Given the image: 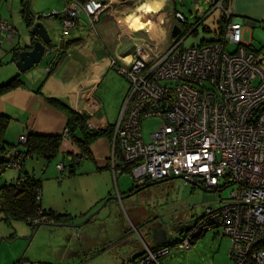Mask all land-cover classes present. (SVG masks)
Returning <instances> with one entry per match:
<instances>
[{"label":"built area","instance_id":"built-area-1","mask_svg":"<svg viewBox=\"0 0 264 264\" xmlns=\"http://www.w3.org/2000/svg\"><path fill=\"white\" fill-rule=\"evenodd\" d=\"M215 5L221 14L218 42L182 48L187 34L158 51L144 41L113 62L129 87L113 132L111 163L113 169L119 164L120 172L129 167L136 186L182 177L185 186L235 189L220 207L205 208L173 236L171 246L152 249L141 239V253L126 264H160L171 247L189 250L199 236L214 230L229 239L232 264H264V70L242 42L243 22L234 17L231 0ZM108 6L98 0H68L51 17L60 20L67 35L82 13L94 28ZM3 35L13 39L16 31L0 19ZM149 118L161 124L144 142L141 122ZM68 139L64 130L62 140ZM25 140V134L19 137L20 144ZM84 158L75 157V162ZM23 162V154L13 148L3 168L18 173ZM64 167L56 166L60 172ZM40 199L38 192L36 201Z\"/></svg>","mask_w":264,"mask_h":264},{"label":"rangeland","instance_id":"rangeland-1","mask_svg":"<svg viewBox=\"0 0 264 264\" xmlns=\"http://www.w3.org/2000/svg\"><path fill=\"white\" fill-rule=\"evenodd\" d=\"M126 1V6L123 7L132 9L136 0ZM167 1L166 7L153 13V20L158 17L160 19L168 18L170 21L169 33L166 32L169 36H167L168 44L166 42L164 44L166 46L162 49L169 46L170 32L174 25L180 27L181 34L178 37L182 38L189 34L188 32L183 36L182 33L189 29L190 25L194 26L196 22L202 21V24L197 27L196 33L185 38L182 48L197 46L203 40L209 41L214 38V32H218L220 28V10L214 8L215 3L219 0H198L197 3H194V0H175L174 3L173 0ZM52 2L53 0H31L30 9L35 15V22L42 23L47 29L52 44L58 45L61 40V27L56 18H46V16L51 13H59L62 9L59 7L60 9L42 11V8H49ZM19 3L20 0H14V4L18 7ZM227 4V1L224 2V5ZM110 6H112V2ZM39 14H42L43 18L38 20L36 16ZM175 14H180L183 17L185 25L177 21ZM18 15L14 14V18L16 19ZM147 18L144 15V20ZM6 20L14 26L20 38L28 36L22 20L19 24H15L10 18ZM151 21L145 24V28L137 25L132 30L138 32L133 33L131 37L150 40L149 35L160 42L161 33H159V37L154 36L153 33L154 30L158 31L159 21L156 26L155 23L152 25ZM165 23L159 26L167 28V22ZM141 29L151 30L147 35L144 30L139 32ZM89 30H93V28H89ZM164 31L162 29V34ZM259 40L263 42L264 38H259ZM245 42H249V45L258 51L256 62L264 70V49L261 51L264 44L257 43L256 35L252 37L250 33L244 31L243 43ZM134 47V41L124 42L120 53L130 52L126 54L130 55ZM233 50L234 46H230L229 51ZM48 60L47 56H43L37 66L45 67ZM113 74L117 77V83L128 90V82L116 70ZM160 124V120L156 118H149L141 122L144 142L149 141L150 135L158 130ZM57 162V159L52 161L51 170L46 172L48 179L44 182L41 193L42 206L68 213L70 221L66 224H58L59 226L41 225L31 231L28 224L7 221L5 215L0 212V264H16L18 261L40 264H126L125 261L140 252L141 239L151 247L150 234L152 231L149 230L148 225L163 223L166 226L177 222L186 225L192 223L202 216L205 208L220 207L235 189V185H231L218 191H211L198 185L185 186L182 179L171 178L163 182L155 181L159 183L129 195V191L136 184L129 174H117L111 183L107 179L104 180V176L99 179L84 176L79 180L82 190L75 193L68 183H64L60 172L57 175L54 174V172L58 173L57 170H54ZM11 173V171H3L0 177L3 174ZM155 182H148V184ZM95 192H102L104 199L95 209L87 213L84 211L86 201L94 198ZM168 245L171 246V243ZM229 248V239L224 237L220 231H208L199 236L189 250H176L171 247L169 255L160 259V264H230Z\"/></svg>","mask_w":264,"mask_h":264},{"label":"crops","instance_id":"crops-1","mask_svg":"<svg viewBox=\"0 0 264 264\" xmlns=\"http://www.w3.org/2000/svg\"><path fill=\"white\" fill-rule=\"evenodd\" d=\"M98 1L109 3V6L99 15L93 30H89L87 16L82 13L79 16V26L74 31L67 35L61 34L58 45H53L51 42L47 48L49 52L44 55L49 58L45 67L35 65L37 67L34 66L26 72H20L15 61H12L11 49L16 45L21 47V50H29L32 43L29 35L20 38L16 33L17 36H14L13 39H9L7 35L1 36L0 86L14 77H19L22 83L0 93V117H7L8 119L3 136L4 144L0 145V165L5 156L2 147H7V145L18 146V149L23 150L19 143L21 135L32 133L39 136H59L63 133L66 116L50 105L46 99L59 100L78 114L86 116L88 118L87 125L90 129L104 131L111 127L114 130L128 92L126 87L117 83V77L113 74L116 70L113 62H117L118 57L130 53H120L123 43L134 41L137 45L145 41L157 50L165 47L166 42L168 44L167 34L170 29V21L165 17V19L156 17L153 20V13L166 7L167 0H136L132 9L123 7L126 6V0ZM22 2L23 0H20L18 7L14 4V0H0V19L9 24L7 18H10L15 24H19L21 20L24 23L20 13ZM111 2L112 6H110ZM65 3V0H53L49 8H42V11L62 9ZM30 5L31 0H28L29 9ZM231 9L234 17L243 21V33L244 31L248 32L252 37L256 35L257 43L264 44V41L259 40V38H264V0H231ZM18 10L20 15H18ZM16 13L18 16L15 19L14 14ZM144 15L146 18L148 17L146 20H144ZM148 21L153 22L152 25L155 23V26L158 21L159 25H164L167 22V28H161L157 25L158 31L154 30L153 32L154 36L158 37L161 33L160 42L148 35L151 29H143L150 40L131 37L133 33L138 32L132 29L136 28L137 25L145 28ZM57 22L59 23L58 20ZM48 24L50 25L49 22ZM10 25L12 26V24ZM12 27L15 30L14 26ZM162 29L165 30V34H162ZM143 30L141 29L139 32ZM129 38L132 39L129 40ZM151 41L152 43H150ZM243 44L250 46L249 42ZM3 67L4 69H1ZM75 136L77 139L81 138L80 135ZM112 140L113 136L112 138L107 136L97 138L88 145L90 157L77 162L74 160V165H72L73 158L79 154L80 150L72 141H63L55 158L51 161L36 157L27 158L23 162V171L35 180L41 181V193L44 182L48 179L46 172L51 170V162H54L55 159L58 162L55 164L54 170H57L58 173L54 172V174H59L60 171L56 166L63 162L65 167L60 172V176L61 174L64 175V183H68L75 193L82 190L79 180L84 176L96 179L104 176V180L107 179L111 183L117 174H123L118 168H112ZM70 170L73 171V174H69ZM9 171L12 173L3 174L0 177V186L16 181L18 174L14 170H6V172ZM56 179L60 180L59 178ZM102 195H104L102 192H95L94 198L86 201L84 211L90 213L95 209L103 201ZM119 195L121 194L119 193ZM41 208L68 214L59 212L54 208H44L42 206V194ZM138 254L128 261L134 259ZM230 264H232L231 259Z\"/></svg>","mask_w":264,"mask_h":264},{"label":"trees","instance_id":"trees-1","mask_svg":"<svg viewBox=\"0 0 264 264\" xmlns=\"http://www.w3.org/2000/svg\"><path fill=\"white\" fill-rule=\"evenodd\" d=\"M79 1L84 2V0H79ZM174 2L175 0H173V3ZM20 13L24 19L25 27L30 37V40L33 41L34 36L31 33V28L33 26V22L35 21V15L30 11L28 7V0H23L22 9ZM55 17L57 16L55 15ZM36 18L39 20L43 18V16L42 14H39L36 16ZM46 18H51V14H49V16ZM56 19L59 21L61 27L60 20L58 18ZM183 24L185 25V23ZM200 24H202V21L196 22L194 26L190 25L189 29H186L185 32L183 31L182 33L183 36L186 35V33L188 32H189L188 36L195 34L197 27ZM220 25H221V20H220ZM219 32H220V28L218 32H214V38L212 40L209 41L203 40L197 46L218 42L220 35ZM246 48L248 51L253 52L255 55L258 52L251 45L247 46ZM20 50L21 47H18L16 45L11 49L12 61L17 60V55ZM21 83L22 82L20 81L19 77H14L6 84L0 86V93L10 90L20 85ZM46 101L66 116L65 130L67 131L69 139L80 150L79 154H77L76 157L82 155L86 159L89 158L90 156L88 151V145H90L97 138L102 136H107L109 138H112L114 130L111 129V127L107 128L104 131L90 129L89 126L87 125L88 118L86 116L78 114L77 112L73 111L71 108H69L67 105H65L59 100L50 98V99H46ZM7 124H8L7 117H0V145L4 144L3 136L5 134ZM75 135H80L81 138L77 139ZM61 142H62V134L59 136H39L32 133L26 134L25 142L21 143L23 150L18 149L17 148L18 146L16 147L11 145H7V147L1 148L3 153H5V156L1 161L0 175L3 171H6L3 168V166L6 162V155L11 149L16 148L19 153H22L24 161L27 158H33V157L42 158L45 159L46 161H51L53 158L56 157ZM74 158L72 161L73 162L72 165H74V160H75ZM115 160L117 162L120 161L117 150L115 152ZM118 165L119 164L116 165L115 169L118 168ZM21 167H22L21 170L18 173L16 172L18 174V177L14 183L3 184L0 186V212L5 215L6 220L24 222L31 227V231L35 230L37 228L36 227L37 224L39 223H42L43 225H58V224L68 223L70 221V215L57 213L52 210H43L41 208V199L40 201H36V195L38 194V192L41 193V181L35 180L34 178L30 177L25 171H23V164L21 165ZM129 169H130L129 167L125 168L124 170H122V173L129 174ZM69 174H73V171L70 170ZM61 176L63 177L64 175L61 174ZM169 179L171 178L161 180L160 182ZM146 184H148V182L140 186L135 185L133 189L129 191V195H132L133 193L142 190ZM193 186H197V185H193ZM211 191H218V189H212ZM43 219L46 221H43ZM171 242L172 241H169L168 243ZM150 243L152 249L161 247V245H154L151 242V240ZM140 253L141 250L139 254Z\"/></svg>","mask_w":264,"mask_h":264},{"label":"water","instance_id":"water-1","mask_svg":"<svg viewBox=\"0 0 264 264\" xmlns=\"http://www.w3.org/2000/svg\"><path fill=\"white\" fill-rule=\"evenodd\" d=\"M198 0H194V3H197ZM176 19L179 23H185L183 17L180 14L176 15ZM31 33L33 34L34 38L31 43L29 50H21L18 52L17 60L15 61L16 67L19 69L20 72H26L30 70L35 65H38L43 56L46 54V51L49 52V46L51 45V39L48 34L47 29L44 25L40 22H33V26L31 28ZM181 34V29L178 25H174L171 28L170 38L175 39L177 36ZM174 178V177H172ZM182 178V177H180ZM159 182L149 183L146 184L144 188H148L152 185H155ZM89 219V218H88ZM88 221V220H87ZM43 225L42 223L37 224L36 227ZM56 226V225H54ZM59 226V225H58ZM66 226V225H64ZM177 231V230H176ZM174 237L167 236L165 230L163 229H154L152 231L151 242L154 245H166L169 241H172ZM20 262V261H18Z\"/></svg>","mask_w":264,"mask_h":264},{"label":"flooded vegetation","instance_id":"flooded-vegetation-1","mask_svg":"<svg viewBox=\"0 0 264 264\" xmlns=\"http://www.w3.org/2000/svg\"><path fill=\"white\" fill-rule=\"evenodd\" d=\"M148 227H149L150 231H153L154 229H163V230H165L167 236H169L170 234L172 236H176L177 234H179L183 230H185L186 224L177 222V223H173L171 225L164 226L163 223H158L156 225L150 224V225H148ZM151 236H152V234H150V239H151Z\"/></svg>","mask_w":264,"mask_h":264},{"label":"bare ground","instance_id":"bare-ground-1","mask_svg":"<svg viewBox=\"0 0 264 264\" xmlns=\"http://www.w3.org/2000/svg\"><path fill=\"white\" fill-rule=\"evenodd\" d=\"M126 60H129V58H127Z\"/></svg>","mask_w":264,"mask_h":264}]
</instances>
